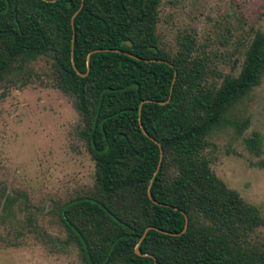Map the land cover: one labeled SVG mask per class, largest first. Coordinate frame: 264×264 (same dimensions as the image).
<instances>
[{
  "label": "trees",
  "instance_id": "16d2710c",
  "mask_svg": "<svg viewBox=\"0 0 264 264\" xmlns=\"http://www.w3.org/2000/svg\"><path fill=\"white\" fill-rule=\"evenodd\" d=\"M82 1L0 0V84L45 60L39 80L73 99L78 138L95 164L89 186L53 205L64 243L83 264H264L261 210L216 174L206 152L264 77V31L244 36L225 72L227 61L191 32L174 50L166 44L165 0ZM234 28L226 24L228 34ZM248 124L236 122L239 135ZM248 146L259 153L260 139ZM30 206L26 194L0 189V224L27 210L26 225H38ZM149 226L139 247L149 255H139Z\"/></svg>",
  "mask_w": 264,
  "mask_h": 264
},
{
  "label": "rangeland",
  "instance_id": "374dc122",
  "mask_svg": "<svg viewBox=\"0 0 264 264\" xmlns=\"http://www.w3.org/2000/svg\"><path fill=\"white\" fill-rule=\"evenodd\" d=\"M226 24H234L232 34ZM252 28L264 31V0H165L161 6L159 31L166 44L174 50L182 35L191 32L209 53L227 61L225 72ZM48 67L45 60H37L16 84H0V189L26 194L30 208L39 211L36 226L26 225L27 210L20 215L22 221L0 224V264H83L77 248L64 243L66 233L53 205L89 186L95 164L78 138L73 99L39 80V74L46 78ZM245 120L249 124L239 135L236 122ZM252 137L260 139L259 153L248 146ZM210 140L206 152L213 157L216 174L264 216V169L258 165L264 160V77ZM11 241L18 244L9 245Z\"/></svg>",
  "mask_w": 264,
  "mask_h": 264
},
{
  "label": "water",
  "instance_id": "95a60500",
  "mask_svg": "<svg viewBox=\"0 0 264 264\" xmlns=\"http://www.w3.org/2000/svg\"><path fill=\"white\" fill-rule=\"evenodd\" d=\"M83 5H84V0L82 1L81 8L83 7ZM81 8H80V9H81ZM74 37H75V34H74ZM170 98H171V96L169 97V99H168L167 101H158V102L161 103V104H165V103H167V102L170 100ZM149 101H151V100H145V101H143V103H144V102H149ZM143 103H142L141 106H140V111H141V109H142V105H143ZM140 114H141V112H140ZM143 130H144V132H145L146 135L150 136L149 133L146 131V129H143ZM151 138H152L154 141H156V142L159 144V146H160V149H161V159H160V164H161V160H162V157H163V150H162L161 143L158 142V141H157L156 139H154L153 137H151ZM160 164H159V167H160ZM158 170H159V168H158ZM158 170H157V172H158ZM157 172H156V173H157ZM150 196H152V195H151V192H150ZM187 227H188V217L186 216L185 227H184V229H183V231H182L181 233L185 232V231L187 230ZM153 228H155V227L149 226V227L146 228V230H145V232H144V234H143V236H142L140 242L138 243V245H137L136 248H135V251H136L137 254H139V255H143V256H145V255H149V254H143V253L141 252V250H140L139 247H140L141 242H142V241L144 240V238L146 237L148 231H149L150 229H153ZM160 230L163 231V232H167V231L162 230V229H160ZM172 234L175 235V234H178V233H172Z\"/></svg>",
  "mask_w": 264,
  "mask_h": 264
}]
</instances>
